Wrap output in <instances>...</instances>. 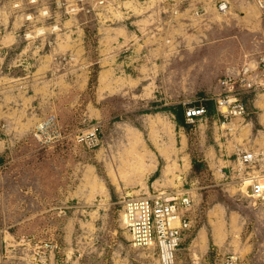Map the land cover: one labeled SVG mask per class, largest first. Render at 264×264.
<instances>
[{
    "label": "rangeland",
    "instance_id": "1",
    "mask_svg": "<svg viewBox=\"0 0 264 264\" xmlns=\"http://www.w3.org/2000/svg\"><path fill=\"white\" fill-rule=\"evenodd\" d=\"M220 1L108 0L69 15L56 0H0L2 264H160L121 219L125 196L158 192L193 199L175 264H222L229 252L264 264V204L236 154L260 153L264 175L259 94L227 121L214 104L183 126L169 108L223 93L221 78L264 47L256 1L226 0V13Z\"/></svg>",
    "mask_w": 264,
    "mask_h": 264
},
{
    "label": "built area",
    "instance_id": "2",
    "mask_svg": "<svg viewBox=\"0 0 264 264\" xmlns=\"http://www.w3.org/2000/svg\"><path fill=\"white\" fill-rule=\"evenodd\" d=\"M107 1L56 0V4L64 7L69 15L81 13L89 15L96 14ZM255 1L264 19V0ZM32 2L35 3L37 0ZM229 7V2L226 0L218 4V10L223 13L228 12ZM43 15H49V7H45ZM258 68L264 72V53L259 56ZM251 72L252 69L247 66L238 75H227L221 78L224 92L212 99L224 120L248 116L250 111L244 95L264 89V82H253L249 79ZM206 113L207 109L203 105L189 106L186 108V119L193 122L195 118ZM52 122L54 117L48 120L47 125ZM4 127L5 125L0 123V130ZM39 130L42 131L41 128ZM236 154L239 172H242L241 181L246 185L248 195L264 204V175L257 173L256 167L261 159L260 153L237 150ZM122 202L121 219L132 237L133 245L137 248L154 247L158 252L160 264H175L177 251L182 244L185 232L192 227L189 211L193 199L190 194L188 192L182 194L158 192L153 195H127ZM0 264H2L1 261ZM222 264H244V260L237 252H229L224 255Z\"/></svg>",
    "mask_w": 264,
    "mask_h": 264
},
{
    "label": "crops",
    "instance_id": "3",
    "mask_svg": "<svg viewBox=\"0 0 264 264\" xmlns=\"http://www.w3.org/2000/svg\"><path fill=\"white\" fill-rule=\"evenodd\" d=\"M258 51H260V53H259V55H258V57H257V59H256V63H255V65L254 66H251L250 64H248V67L250 68V69H252V72L250 73V75H249V79H251L253 82H264V72L261 70V69H259L258 68V62H259V56L261 55V54H263L264 53V47L263 48H261V50H258ZM244 67H246V66H244ZM240 71L241 70H239V73H240ZM238 73V72H237ZM238 73V74H239ZM238 74H236V75H238ZM229 75H231V74H229ZM224 76H227V75H224ZM223 87V86H222ZM261 92H263V93H261ZM256 94H259V97H258V99H257V101L255 102L254 101V107H262L263 109H264V96H262V95H264V89H262V90H258L257 92H256ZM259 105V106H258ZM216 107V106H215ZM207 114V113H206ZM204 117V116H203ZM202 117V118H203ZM264 119V117L263 118H261L259 121L261 122L262 120ZM264 121V120H263ZM252 124H250V123H248V124H246V125H244V129H247L248 130V133H249V126H251ZM244 145L246 144L247 145V143L244 141V142H242ZM222 154H225V153H223L222 152ZM159 173H160V170H159V167H157V168H155L154 169V178L156 179V180H158L159 179ZM155 180V181H156Z\"/></svg>",
    "mask_w": 264,
    "mask_h": 264
},
{
    "label": "trees",
    "instance_id": "4",
    "mask_svg": "<svg viewBox=\"0 0 264 264\" xmlns=\"http://www.w3.org/2000/svg\"><path fill=\"white\" fill-rule=\"evenodd\" d=\"M214 104L215 101L212 98H207L205 102H202V104L196 105L200 106L203 105L207 109V113H213L214 112ZM171 111L176 115L177 121L182 124L183 126L186 125V109L184 110V107L182 104H179L177 106H171L169 107Z\"/></svg>",
    "mask_w": 264,
    "mask_h": 264
},
{
    "label": "bare ground",
    "instance_id": "5",
    "mask_svg": "<svg viewBox=\"0 0 264 264\" xmlns=\"http://www.w3.org/2000/svg\"><path fill=\"white\" fill-rule=\"evenodd\" d=\"M134 142H135V141H134ZM134 144H135V143H134ZM134 144H133V145H134ZM135 147H136V145H134L132 148L135 149ZM168 149H169V148L167 147L166 149L162 150V152H163L165 155H168V154H169V151H170V150H168ZM135 150H136V149H135ZM147 158H148V157H147ZM147 158H146V159H147ZM152 161H153V160H152ZM143 165L146 166L144 163H143Z\"/></svg>",
    "mask_w": 264,
    "mask_h": 264
}]
</instances>
